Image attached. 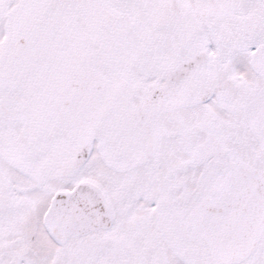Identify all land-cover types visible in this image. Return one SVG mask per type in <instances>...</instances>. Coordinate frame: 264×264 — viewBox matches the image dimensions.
Instances as JSON below:
<instances>
[{
  "label": "snow or ice",
  "instance_id": "6c2138e0",
  "mask_svg": "<svg viewBox=\"0 0 264 264\" xmlns=\"http://www.w3.org/2000/svg\"><path fill=\"white\" fill-rule=\"evenodd\" d=\"M0 264H264V0H0Z\"/></svg>",
  "mask_w": 264,
  "mask_h": 264
}]
</instances>
